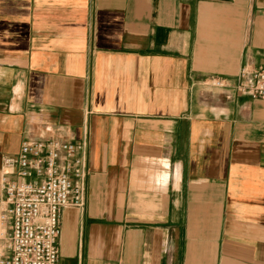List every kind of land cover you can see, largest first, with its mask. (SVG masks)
Segmentation results:
<instances>
[{"label":"crops","instance_id":"0c3cea01","mask_svg":"<svg viewBox=\"0 0 264 264\" xmlns=\"http://www.w3.org/2000/svg\"><path fill=\"white\" fill-rule=\"evenodd\" d=\"M259 67L264 0H0V211L4 156L87 131L60 264H264Z\"/></svg>","mask_w":264,"mask_h":264},{"label":"built area","instance_id":"2783aa9c","mask_svg":"<svg viewBox=\"0 0 264 264\" xmlns=\"http://www.w3.org/2000/svg\"><path fill=\"white\" fill-rule=\"evenodd\" d=\"M224 87L225 80L205 81ZM235 88L264 99V67L241 69ZM87 131L78 142L25 140L17 156L2 159L1 183L6 192L0 211V240L9 255L0 264H60L62 211L85 205L89 175Z\"/></svg>","mask_w":264,"mask_h":264}]
</instances>
